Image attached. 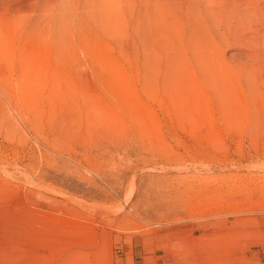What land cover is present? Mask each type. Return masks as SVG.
<instances>
[{
    "label": "rangeland",
    "instance_id": "374dc122",
    "mask_svg": "<svg viewBox=\"0 0 264 264\" xmlns=\"http://www.w3.org/2000/svg\"><path fill=\"white\" fill-rule=\"evenodd\" d=\"M74 1L0 0V264H264V0L213 76L176 0Z\"/></svg>",
    "mask_w": 264,
    "mask_h": 264
},
{
    "label": "bare ground",
    "instance_id": "6f19581e",
    "mask_svg": "<svg viewBox=\"0 0 264 264\" xmlns=\"http://www.w3.org/2000/svg\"><path fill=\"white\" fill-rule=\"evenodd\" d=\"M50 3H52V1L51 0H48ZM73 1V0H72ZM76 1V0H75ZM74 1V2H75ZM81 2H82V0H80ZM94 1V0H93ZM214 1L215 0H176V2L175 1H172V2H169L171 5H172V10H173V12H174V10H175V12L177 13H175L176 15L175 16H180L184 21H188L187 23V25L188 26H190L188 29L189 30H191V32L189 33V35H188V33L187 32H185V33H187V35H185V36H187V37H185V43H186V46L191 50V52H192V55H193V57H194V59H195V61L198 63V62H200L201 64H203L204 66H206L207 67V69L209 70V72H210V74H211V76H213L214 75V73L212 72V69L213 68H215V64L213 63V61L212 60H214V59H211V60H209V59H207V55L210 57V55L208 54V53H206V52H203L204 51V48L203 47H201L200 46V43L198 42L199 40H197L198 39V37L199 36H209L210 34L209 33H211V31H209V29H208V25H210V23L207 25V22H211V26H212V23H213V20L211 19L212 18V15H210V12L212 11V6H213V3H214ZM49 2H47L48 3V5H49V7H50V4H49ZM84 2V3H83ZM83 6H85V7H89V8H96L95 9V13H96V15H98V13H99V11H100V9H102V8H107L108 9V13H109V10H110V8H114L116 5V3H117V0H95V2H93V3H88V1L87 0H83ZM90 2V1H89ZM91 2H92V0H91ZM55 3V2H54ZM53 3V4H54ZM79 4L80 3H78V2H76V5H77V7H76V5H73L74 7H76L75 8V10L76 11H74V12H76V14L78 13V8H79ZM235 4V3H234ZM52 6V5H51ZM55 7V6H54ZM53 6H52V8H54ZM101 7V8H100ZM70 8V10H72V8L71 7H69ZM54 9H56V8H54ZM52 10V9H51ZM237 10V9H236ZM235 10V11H236ZM242 10V9H241ZM50 11V10H49ZM239 11H240V9H239ZM238 10H237V12H234V10H233V8H232V6H227L223 11H222V13H223V15H222V13H221V15L222 16H224V17H222L221 15H220V17H222L223 18V20L225 19V17H226V19L228 20H230V21H227L228 23L229 22H231V18L233 19V18H236V20L238 21V19H241V17L240 18H238L237 19V17H235L236 16V14L238 15V16H241V12H239ZM52 13V12H51ZM240 13V14H239ZM53 14V13H52ZM69 14V13H68ZM74 14V13H73ZM75 14V15H76ZM246 16V15H245ZM63 18V17H62ZM66 18V17H65ZM64 19V18H63ZM178 19H180V18H178ZM209 19H211L210 21H208ZM207 20V22H205ZM235 20V21H236ZM204 21V22H203ZM240 21V20H239ZM226 22V21H225ZM184 24H185V22H184ZM48 25H49V23H48ZM228 26H229V24H228ZM220 27V26H219ZM58 29V28H57ZM184 29V28H183ZM56 30V29H55ZM60 30V29H59ZM58 30V31H59ZM196 36H198L197 38H195ZM203 38V37H202ZM205 38V37H204ZM207 39H206V41L205 42H207L210 38L209 37H206ZM209 41H211V40H209ZM211 44V43H210ZM209 44V45H210ZM208 45V44H207ZM209 47V46H208ZM207 54V55H206ZM170 57V60L172 59V56H169ZM204 58H206V59H204ZM212 61V62H211ZM171 63V62H170ZM200 64V65H201ZM168 65H166V67H167ZM170 66V65H169ZM173 67V66H172ZM215 76H219V74H217V75H215Z\"/></svg>",
    "mask_w": 264,
    "mask_h": 264
}]
</instances>
